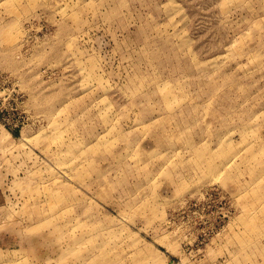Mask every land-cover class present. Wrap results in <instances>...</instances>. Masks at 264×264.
Segmentation results:
<instances>
[{
  "label": "rangeland",
  "instance_id": "rangeland-1",
  "mask_svg": "<svg viewBox=\"0 0 264 264\" xmlns=\"http://www.w3.org/2000/svg\"><path fill=\"white\" fill-rule=\"evenodd\" d=\"M0 264H264V0H0Z\"/></svg>",
  "mask_w": 264,
  "mask_h": 264
},
{
  "label": "built area",
  "instance_id": "built-area-1",
  "mask_svg": "<svg viewBox=\"0 0 264 264\" xmlns=\"http://www.w3.org/2000/svg\"><path fill=\"white\" fill-rule=\"evenodd\" d=\"M18 126H19V125H18V124H16V123H15L14 125H12V127H14V128H12V127H11V128H12V130H13V132H14V131H18V130H19V129H15V128H16V127H18Z\"/></svg>",
  "mask_w": 264,
  "mask_h": 264
},
{
  "label": "trees",
  "instance_id": "trees-1",
  "mask_svg": "<svg viewBox=\"0 0 264 264\" xmlns=\"http://www.w3.org/2000/svg\"><path fill=\"white\" fill-rule=\"evenodd\" d=\"M13 133H14V134H17V131H14Z\"/></svg>",
  "mask_w": 264,
  "mask_h": 264
}]
</instances>
